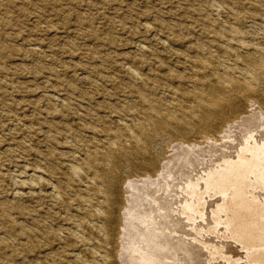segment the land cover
<instances>
[{
	"label": "rangeland",
	"instance_id": "374dc122",
	"mask_svg": "<svg viewBox=\"0 0 264 264\" xmlns=\"http://www.w3.org/2000/svg\"><path fill=\"white\" fill-rule=\"evenodd\" d=\"M259 147L264 0H0V264H257Z\"/></svg>",
	"mask_w": 264,
	"mask_h": 264
},
{
	"label": "bare ground",
	"instance_id": "6f19581e",
	"mask_svg": "<svg viewBox=\"0 0 264 264\" xmlns=\"http://www.w3.org/2000/svg\"><path fill=\"white\" fill-rule=\"evenodd\" d=\"M232 161H233V163H231V164L234 167L237 166V167L241 168L244 165V163H246L249 167L251 165L257 164L260 167V169L262 171H264V148L263 147L252 148V154H251V157L249 160H246L245 158H243V156L239 155V157L236 160H232ZM226 163L229 164L228 161ZM242 202H243V205H246V208L250 210L251 205L246 204V202L244 200ZM142 225H144V224H142ZM262 240L264 241V237L262 238ZM249 256H250V260L252 262H255L257 264H264V246H263V244L256 245L255 250L251 254H249Z\"/></svg>",
	"mask_w": 264,
	"mask_h": 264
}]
</instances>
